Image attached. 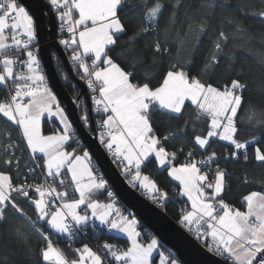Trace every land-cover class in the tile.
I'll list each match as a JSON object with an SVG mask.
<instances>
[{"label": "snow or ice", "instance_id": "1", "mask_svg": "<svg viewBox=\"0 0 264 264\" xmlns=\"http://www.w3.org/2000/svg\"><path fill=\"white\" fill-rule=\"evenodd\" d=\"M47 4L60 22L59 44L67 53L72 74L87 93L73 97L81 113L78 123L74 122L46 73L34 15L21 0H0V89L7 93L0 98V120L6 126L0 131V229L4 230L0 236L7 233L15 238L17 250L27 249L23 260H17V250L4 245L0 264H33L29 247L32 235L40 238L37 254L43 264H153L160 241L150 235L147 243L142 242L146 230L141 232L136 215L120 206L119 194L81 142L82 128L103 145L126 183L162 208L169 195L143 169L155 161L158 169L166 170L178 182L177 197H186L190 205L181 209L178 223L196 240L203 241L209 253L226 264H264V191L243 196L246 210L230 205L224 199L229 173L220 167L217 153L196 159L190 150L184 162L176 163L177 152H169L164 144L184 135L185 129L161 138L153 128V112L181 118L186 101H190L196 112L194 123L208 121L206 134L193 138L202 152L207 151L212 138H217L233 149L225 160L243 154L247 161V149L255 144L254 159L264 164V143L255 135L239 138L238 124L244 121L237 117L246 103L247 81L233 78L221 88L201 79L215 71L222 57L231 71L234 57L225 51L230 31L232 39H251L236 18L221 15L219 28L214 26L218 9L229 7L226 0H199L194 13L185 9L184 20L180 21L187 28L184 36L191 37L193 51L201 37L208 36L209 55L202 68H194L192 57L170 56L175 62L169 64L162 83L155 88L147 82L134 83L135 73L126 70L141 61L129 63L124 59L125 52L115 57L110 53L127 34L128 24L138 20L140 25L148 26L140 28L129 41L155 31L154 51L168 54L170 49L166 44L162 47L159 40V23L167 12V35L177 24L184 0H47ZM136 11L139 17L133 15ZM238 11L264 20V10L248 12L238 5ZM176 39L184 43L179 32ZM260 43L264 46V40ZM52 57L61 83L75 88L64 73L60 55L53 53ZM149 75L145 72V79ZM236 75L243 77V70L238 69ZM258 87L264 88V79ZM93 115L99 119L93 122ZM46 118L56 122L49 134L43 130ZM252 121L255 127H264V109L249 105L248 122ZM12 130L17 132L15 138ZM192 131H196L194 125ZM245 183H249L247 177ZM22 201L32 207L31 214L21 206ZM89 228L110 235L122 233L128 246L125 249L105 241L99 252L88 244L72 248L77 237ZM52 235L67 238L76 258L70 259L56 246ZM159 257V264H180L174 252L165 255L160 251Z\"/></svg>", "mask_w": 264, "mask_h": 264}, {"label": "trees", "instance_id": "2", "mask_svg": "<svg viewBox=\"0 0 264 264\" xmlns=\"http://www.w3.org/2000/svg\"><path fill=\"white\" fill-rule=\"evenodd\" d=\"M198 2L199 0H184V8H182L179 12L177 24L175 27L170 29L167 35H165L167 12L165 13V17L161 18L159 23V40L162 47L166 44L170 49L168 54L160 55L154 51V44L158 35V33L155 31L144 34L135 41H129V37L135 35L140 30V28L148 25H140L138 20H133L128 24L127 34L120 37L118 41L119 46L116 47L114 52L110 54L115 57L117 53L125 52L126 55L124 59L129 63H134L137 61L142 62L135 67H126L127 71L135 73V79L133 80L134 83L147 82L153 88L160 86L163 81V77L168 70L169 64L175 62L174 60L170 59V56L176 57L179 55L181 59L185 57H192L195 61L194 68L203 67L205 58L209 55L211 49L210 38L208 36H202L200 44L197 45L195 51H193L191 37L184 36V32L187 31V28L186 26H182L180 23V21L184 20L185 9H187L190 13L196 12V5ZM226 3L229 5V7L218 9V19L214 26L217 29L219 28V17L221 15L224 17L236 18L242 22L244 27L247 28L251 39H241L239 36H237L235 39H232L231 37L233 33L230 31V39L225 51L231 53V55L234 57V65L232 66L231 71L229 70L226 58L222 57L219 66L215 69V71L210 74L202 75L201 79L206 82H211L214 84V86L221 88L230 84V81L233 78H242L243 80L247 81L249 89L245 93L246 103L237 117L238 121H244L243 123L238 124L240 128L239 138L242 140L250 139L252 135H255L261 143H264V127H255V121H252L251 123L248 122L249 105L264 109V88L258 87L259 82L264 79V63L261 62L264 60V46H262L260 43V41L264 40V20L251 15H242L238 11V5L243 6L245 11L248 12L264 10V5H262V0H226ZM133 15L139 17L140 12L136 11L133 13ZM121 16L124 17V13H121ZM125 19H127V17H125ZM225 27H227V25H225ZM177 32L180 33V39L184 40L183 44H179V41L176 39ZM178 45L180 49L179 53L177 52ZM153 61H155V63H153ZM117 62L119 63L121 61L118 60ZM54 64L56 66L55 59ZM122 66H124L123 63ZM63 69L64 73L69 76L64 63ZM238 69L243 70V77H238L236 75V71ZM145 72L150 74L147 79L144 77ZM193 74L195 75L196 72L193 71ZM70 81L75 85V88L71 86L65 87L72 97H74L77 95V93H79V88L71 78ZM6 94V91L0 89V98H3ZM80 99L84 98L81 97ZM195 115V108L190 102L185 103V109L183 110L181 118L165 115L160 112H153V128L155 133L161 138L169 133L176 132L180 129H185L184 135L178 136L176 139L169 140L164 144L169 152H177L176 163L183 162L182 159L186 157L190 150L195 152L196 158L207 156L211 152L215 151L217 156L220 157V167L226 168L227 172L229 173L227 178L229 187L226 190L224 199L230 205L243 210L245 207L242 199L244 195L251 191H264V186L261 185V181H264V164H261L254 159V149L256 145L253 144L248 147L247 161L244 160L243 154H241L238 159L225 160L224 157L233 149L228 144V142L219 141L217 138H212V142L207 148V151L202 152L198 146L194 144L193 138L196 134H206L208 121L202 120L194 123ZM94 119H99V117L94 116ZM193 125L196 129L195 132L192 131ZM5 127L6 126L3 120H0V131H3ZM12 136L13 138L17 136V132L15 130H12ZM184 141L187 142L185 143ZM181 148H183V151H179ZM24 159L27 160L26 155ZM213 168H215V165H213ZM143 172L150 175L158 183L160 188H164L170 193V198L163 209L171 218L178 222L180 210L184 204L187 203L184 198H178L176 195L178 192V184L167 175L166 170L158 169L155 161L149 163L147 167L143 169ZM245 177L248 178L249 183H245ZM209 179H212L211 175L209 176ZM19 182L20 181H16V183ZM21 206L27 212H29V214L32 213L33 209L27 202L22 201ZM120 206L125 209L126 212L129 211L124 205H122V203ZM139 222V230L141 232H145L146 230V234L141 237V240L142 242L147 243L150 235L153 236V234L140 220ZM3 231V229H0V232ZM51 238L53 243L60 249H63L68 254L70 259L76 258L75 254L70 251L69 243L67 240H64V237L52 235ZM39 240L40 238L38 236L32 235V238L29 242V247L32 249L33 253V264H43L41 258L37 254V245ZM105 241L117 242L120 244V246H122V248L125 249L128 246L127 238L118 236L117 234L110 235L106 232H93V230L89 228L87 235L79 236L78 240L72 243L71 247L79 248L83 244H88L90 247L96 250L101 248L100 245H102ZM4 245H7L10 249L17 250L15 238L10 237L7 233H4V235L0 236V252L3 251ZM160 247L166 254L169 255L170 252L161 243ZM26 252V248H19L17 250L15 259L23 260ZM180 264L182 263L180 262Z\"/></svg>", "mask_w": 264, "mask_h": 264}, {"label": "water", "instance_id": "3", "mask_svg": "<svg viewBox=\"0 0 264 264\" xmlns=\"http://www.w3.org/2000/svg\"><path fill=\"white\" fill-rule=\"evenodd\" d=\"M34 15L37 23L39 47L45 62V70L53 84L54 91L62 106L70 113V119L78 123L79 109L73 103V97L61 83L52 57L53 52L60 55L67 73L78 86L79 93H87L84 84L72 74V69L66 59L67 53L59 44V22L54 12L49 11L47 0H21ZM85 98L80 96L79 98ZM95 121L93 115V122ZM81 142L93 155L100 172L109 180L116 191L118 199L129 211L136 215L146 228L169 251L174 252L182 264H226L222 258L209 253L203 243L196 240L191 233L171 218L162 207L153 204L135 189L131 188L119 169L111 163V157L104 150L98 139L83 128L80 133Z\"/></svg>", "mask_w": 264, "mask_h": 264}, {"label": "crops", "instance_id": "4", "mask_svg": "<svg viewBox=\"0 0 264 264\" xmlns=\"http://www.w3.org/2000/svg\"><path fill=\"white\" fill-rule=\"evenodd\" d=\"M186 102H190V101H186ZM55 121L53 120V119H51V118H46L45 119V121H44V123H43V130H44V132H45V134H49L50 132H51V130H52V128L54 127V125H55ZM152 178V177H151ZM153 179V178H152ZM176 182V181H175ZM177 184H178V182H176ZM101 199H103V198H101ZM184 199L186 200V202H187V199H186V197H184ZM190 206V205H189ZM243 210H246V208L244 207V209ZM242 210V211H243ZM118 236H122V237H124V238H126L125 236H124V234H117ZM80 247H82V246H80ZM79 247V248H80ZM160 251H163L162 249H161V247H159V250L158 251H156V255L155 256H153V264H159V259H160V257H159V252ZM164 252V251H163ZM165 253V252H164ZM165 255H168V254H166L165 253Z\"/></svg>", "mask_w": 264, "mask_h": 264}, {"label": "built area", "instance_id": "5", "mask_svg": "<svg viewBox=\"0 0 264 264\" xmlns=\"http://www.w3.org/2000/svg\"><path fill=\"white\" fill-rule=\"evenodd\" d=\"M62 37H61V33H60V29H59V37H58V39L60 40ZM204 157V156H203ZM185 158L186 157H184L183 159H182V161L184 162V160H185ZM196 158V157H195ZM202 158V157H201ZM196 159H200V158H196ZM213 167V166H212ZM206 170V169H205ZM164 191H166L167 193H168V195H169V198H170V193L166 190V189H164V188H162ZM137 190V189H136ZM137 191H139V190H137ZM140 192V191H139ZM141 193V192H140ZM142 194V193H141ZM144 196V195H143ZM145 197V196H144ZM145 198H147V197H145ZM148 199V198H147ZM149 200V199H148ZM151 201V200H150ZM152 202V201H151ZM186 206H188V207H190L187 203H185L184 204V206L182 207V208H184V207H186ZM181 211V210H180ZM87 233H88V230L86 231V232H84V233H82L80 236H84V235H87ZM108 234V233H107ZM79 237V236H78ZM78 237H77V239L76 240H78ZM64 240H67V238H65L64 237ZM68 241V240H67ZM108 242V241H107ZM108 243H112V244H116V245H119L120 246V244H118L117 242H108ZM102 245H100V247H101ZM120 247H122V246H120ZM96 251H101V248H98V249H96Z\"/></svg>", "mask_w": 264, "mask_h": 264}, {"label": "rangeland", "instance_id": "6", "mask_svg": "<svg viewBox=\"0 0 264 264\" xmlns=\"http://www.w3.org/2000/svg\"><path fill=\"white\" fill-rule=\"evenodd\" d=\"M59 22V21H58ZM126 179V178H125ZM136 190V189H135ZM137 191V190H136ZM137 192H139V191H137ZM140 193V192H139ZM141 194V193H140ZM142 195V194H141ZM143 196V195H142ZM144 197V196H143ZM158 206V205H157ZM202 242V241H201ZM203 243V242H202ZM156 255V252H154L153 253V256H155Z\"/></svg>", "mask_w": 264, "mask_h": 264}]
</instances>
